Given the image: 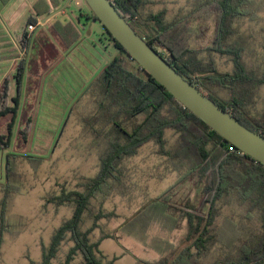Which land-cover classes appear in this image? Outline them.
Here are the masks:
<instances>
[{"label": "rangeland", "instance_id": "374dc122", "mask_svg": "<svg viewBox=\"0 0 264 264\" xmlns=\"http://www.w3.org/2000/svg\"><path fill=\"white\" fill-rule=\"evenodd\" d=\"M34 1L11 0L6 6L0 2V23L11 32L0 26V39H4L0 41V50L11 47L16 50L11 54H0V84L6 75L11 77L12 97L17 96L13 78L16 65L22 57L26 60L19 111L14 118L10 144L7 148L0 146V204L7 182L8 163H13V157H16L15 170L10 175V183L15 190L11 194L7 214L11 232L5 234L0 264H44L43 248L50 245L56 230L74 212L69 206L46 204V199L51 194L59 195L63 189L81 190L79 185L83 179L95 177L100 171L105 144L96 138L86 121L97 112L93 85L103 68L119 53L98 21L85 17L78 19L82 9L88 14L84 0H65L55 14L45 18L48 22L42 23L31 34L24 54L16 37L33 14ZM204 1L208 0H148L140 12L143 18L162 15L166 23H172ZM61 9L66 13L63 14ZM249 12L248 17L234 21L236 33L222 46L228 50L234 44H240L243 49L240 62L248 72L247 81L243 85L240 84L243 82H237L231 91L216 84L209 85L208 92L223 103L235 105L253 120L262 118L264 114V84L261 82L264 77V0H252ZM55 21L63 26L73 21L75 25L74 31L79 38L68 48L52 28ZM207 25L210 32L202 39H194L195 49L211 46L214 19L211 18ZM5 42L12 46H5ZM4 56L13 59L1 60ZM199 58L205 65L213 64L223 74L235 71L232 56L203 52ZM10 104L14 105L12 101ZM240 105H247L246 110ZM11 119V116L0 119V135H8L7 124ZM140 120L132 121L127 125L128 129L132 130ZM164 139L165 152L151 142L134 156L124 159L119 165L122 184H118L107 199L98 198L92 202L94 216L104 215L98 221L99 228L91 236L92 241H100L99 250L109 260L116 258L114 264L156 262L170 256L175 248L181 250L186 246L185 222L176 230L169 231L155 223L139 220L123 231L125 224L145 204L173 186L186 170L176 167L166 154L177 147L179 135L168 130ZM30 157L41 160L29 161ZM218 209L220 215L214 232L219 231L222 239L231 236L229 230L222 229L227 219L238 225L244 237L259 229L256 221L242 218L244 210L234 198L231 203L221 202ZM91 214L86 215L84 230L94 222ZM72 246V242L65 241L51 264H64ZM225 252L228 250L223 243L217 241L212 253L201 257V261L211 264ZM71 264H83L82 256H77Z\"/></svg>", "mask_w": 264, "mask_h": 264}, {"label": "trees", "instance_id": "16d2710c", "mask_svg": "<svg viewBox=\"0 0 264 264\" xmlns=\"http://www.w3.org/2000/svg\"><path fill=\"white\" fill-rule=\"evenodd\" d=\"M0 1L7 4L10 0ZM110 1L134 31L183 78L197 86L242 124L264 136V114L260 119L251 120L235 105L230 102L221 105L208 92L209 85L216 84L231 91L237 82H243L240 83L243 85L247 81L248 72L240 62V52L243 50L240 44L236 43L228 50L222 46L236 33L233 28L234 21L250 14L252 0L204 1L188 15L172 23H166L162 15L143 18L140 9L148 0ZM61 6L62 3L58 0H37L26 28L30 24L36 25L38 17H46L53 9ZM87 8L88 14L85 16L80 11L78 19L85 17L98 21L88 5ZM211 18L214 19L211 46L195 49L194 39H202L210 32L207 23ZM73 24L68 22L63 26L59 21L52 24L53 30L67 48L79 38ZM104 32L119 53L103 68L93 85L97 112L86 121L96 138L103 140L105 144L101 168L95 177L83 179L84 182L79 185L81 190L63 189L59 195L51 194L46 199V204L69 206L74 212L72 217L56 230L50 245L43 248V263L51 264L62 244L69 240L73 246L64 264H71L77 256H82L83 264H114L116 258L109 260L99 250L100 241H92V234L99 228L98 221L104 216L102 213L94 216L92 202L98 198L107 199L114 193L116 186L122 184L120 163L134 156L140 148L153 142L165 152L164 137L166 132L171 130L179 135V141L177 147L166 154L176 167L186 170L173 186L145 204L125 224L123 231L139 220L155 223L169 231L176 230L185 222L186 246L181 250L175 248L166 258L144 264H203L201 257H208L217 241L222 242L228 252L211 264H263L264 165L240 152L185 108L128 55L106 29ZM29 42L30 37L25 31L20 38V46L25 53ZM203 52L232 56L234 73L223 74L213 64L205 65L199 58ZM25 71L26 60L22 58L14 75L17 85L16 97H11L9 77L0 89V119L12 117L11 122L7 124L8 135H0L1 148H7L10 144L14 118L19 111ZM261 82L264 84V77ZM11 101L14 105L10 104ZM240 106L246 110L247 105ZM137 118H141L140 122L129 130L127 125ZM99 126L101 128H97ZM15 159L13 163H8L7 182L3 187L0 204V256L5 234L11 232L7 214L10 197L15 190L10 183V175L16 166ZM40 160L30 157L29 161ZM233 198L244 210L242 218L249 222L256 221L260 226L257 232L244 237L238 225L232 219H227L222 229L229 230L231 236L222 239L219 231L214 232L217 217L220 215L218 205L223 201L231 203ZM87 214L93 216L94 222L90 228L84 230Z\"/></svg>", "mask_w": 264, "mask_h": 264}, {"label": "water", "instance_id": "95a60500", "mask_svg": "<svg viewBox=\"0 0 264 264\" xmlns=\"http://www.w3.org/2000/svg\"><path fill=\"white\" fill-rule=\"evenodd\" d=\"M84 1L104 29L155 81L240 152L264 165V136L242 124L183 78L134 31L110 0Z\"/></svg>", "mask_w": 264, "mask_h": 264}, {"label": "crops", "instance_id": "0c3cea01", "mask_svg": "<svg viewBox=\"0 0 264 264\" xmlns=\"http://www.w3.org/2000/svg\"><path fill=\"white\" fill-rule=\"evenodd\" d=\"M10 1H11V0H10ZM10 1H9V2H10ZM36 1H37V0L34 1V4H35ZM58 1H61V3L64 2V0H58ZM68 1H71V0H68ZM68 1H67V4H68ZM0 2H1V1H0ZM9 2H8L7 4H3V5L6 6V5L9 4ZM1 3H2V2H1ZM48 3L51 5V3H50L49 1H48ZM65 3H66V2H65ZM34 4H33V5H34ZM67 4H66V5H67ZM66 5H65V6H66ZM77 5H80V2H79V1H77ZM65 6H64V7H65ZM63 9H64V8H63ZM63 9H61V11H62V13L64 14V13H66V12H65V10H63ZM56 11H57V9H56V10L53 9V12H52L50 15L46 16V17L51 16L53 13L55 14ZM81 12H82L85 16L87 15V13H86L85 10L82 9ZM79 13H80V12H79ZM46 17H38V18H37V20H38L37 27H38V26H41L42 23H46V22H48V20H47L48 18L45 19ZM44 19H45V20H44ZM86 19H87V18H86ZM79 20H80V19H79ZM87 20H88V19H87ZM55 22H56V21H55ZM55 22H53V23H55ZM72 22H73V21H72ZM53 23H52V24H53ZM0 26H1V28H2L4 25L0 23ZM4 27H5V26H4ZM2 29H3V28H2ZM5 30H6L7 32H10V31L7 30V27H5ZM25 31L27 32L28 36L31 37V34H33L36 30H35L33 33H30V32L27 30L26 26H25V27L23 28L22 32H21L19 35H17V37H16V40L18 41V44H19V45H20V38H21V35H22ZM10 33H11V32H10ZM3 40H4V39H0V41H3ZM9 45L12 46V44H10L9 42H8V43L5 42V46L9 47ZM7 47H6V48H7ZM20 47H21V46H20ZM16 49H18V47H16ZM14 51H16L15 48H14V47H11L10 49L0 50V54H5V55H6V54H9V53L11 54V52H14ZM26 53H27V52H26ZM26 53L24 52V54H26ZM22 58H25V57H22ZM22 58H21V59H22ZM7 59H13V58H12V57L4 56L3 59H1V60H7ZM16 59H17V58H16ZM21 59H19L18 63L20 62ZM18 63H17V65H18ZM17 65H16V68H17ZM13 75H15V74H13ZM7 77L10 78V83H11V77H10L9 75H6V76L3 78L2 83L0 84V89H1V86H2V84L4 83V81H5V79H6ZM13 78H14V77H13ZM11 89H12V86H11ZM11 97H12V96H11Z\"/></svg>", "mask_w": 264, "mask_h": 264}, {"label": "built area", "instance_id": "2783aa9c", "mask_svg": "<svg viewBox=\"0 0 264 264\" xmlns=\"http://www.w3.org/2000/svg\"><path fill=\"white\" fill-rule=\"evenodd\" d=\"M37 29V24H30L27 28V30L30 32V33H33L35 30Z\"/></svg>", "mask_w": 264, "mask_h": 264}, {"label": "flooded vegetation", "instance_id": "af4514ba", "mask_svg": "<svg viewBox=\"0 0 264 264\" xmlns=\"http://www.w3.org/2000/svg\"><path fill=\"white\" fill-rule=\"evenodd\" d=\"M217 102H219L221 105L223 104V102L219 101L218 99H215Z\"/></svg>", "mask_w": 264, "mask_h": 264}]
</instances>
